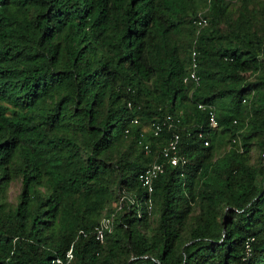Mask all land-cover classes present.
Returning a JSON list of instances; mask_svg holds the SVG:
<instances>
[{
    "label": "trees",
    "instance_id": "1",
    "mask_svg": "<svg viewBox=\"0 0 264 264\" xmlns=\"http://www.w3.org/2000/svg\"><path fill=\"white\" fill-rule=\"evenodd\" d=\"M185 1L0 0V196L19 153L23 183L15 208L0 202V264H50L69 248L70 264H264V165L246 156L253 142L264 153V39L247 35L239 17L221 32L223 0H213L198 33L192 11L184 61L168 37L185 22ZM193 46L198 85L183 82ZM54 97L52 107L41 104ZM198 103L212 107L217 128ZM166 114L181 119L188 161L182 174L165 164L149 214L137 177L162 161L169 133L140 137V119ZM64 123L78 138L61 132ZM121 135L141 151L109 160ZM224 135L230 147L215 158ZM115 188L142 200L117 213L100 243L92 232L99 220L88 213L110 193L116 202ZM154 207L148 234L141 227Z\"/></svg>",
    "mask_w": 264,
    "mask_h": 264
},
{
    "label": "rangeland",
    "instance_id": "2",
    "mask_svg": "<svg viewBox=\"0 0 264 264\" xmlns=\"http://www.w3.org/2000/svg\"><path fill=\"white\" fill-rule=\"evenodd\" d=\"M213 3V0H186L185 1V7H186V16H185V22L176 30L171 32L170 36L168 37V42L171 47H175L177 50V53L179 54L180 58L184 59V61L187 60V56L189 53V42L190 39L193 38L192 35V26L189 23L190 17L192 16V11H204L207 15L210 13V8ZM223 14L221 18V23L218 25V29L223 33H228V24H233V21H235L238 17L241 18L242 21H244L246 25V34L249 35L252 31H256L257 34L264 39V0H223ZM210 15V14H209ZM213 26V25H212ZM223 43H227V38L222 39ZM261 57L264 58V47L260 54ZM262 72V71H261ZM259 79V72L253 73L250 75L249 80L255 81ZM147 88L152 92V94H155L158 92L154 78H152L149 82L146 83ZM193 91V87L191 86L188 88L187 94L190 96V94ZM56 97L54 98H48L44 103H41L44 106H50L52 107ZM65 128L64 130H61V132H66L70 134L73 137H77L78 135H75L73 130H70V127L67 126L64 123ZM140 126L144 134L149 135V120L145 119L144 117H141L140 119ZM68 131V132H67ZM240 142V145H242L241 139L238 140ZM214 156L215 158L220 157L223 155L224 152L227 151V149L230 147V144L227 142V137L221 136L214 142ZM126 149H129L132 156L137 155L141 150L137 148L131 140L125 139L122 135L118 138L117 142L114 144V147L111 148V152L116 151L113 153L112 157H110L109 160H114L118 158V156L122 153V151L126 152ZM20 153L17 155V157L14 158L12 161V167H13V175L11 177V180L7 184L5 188V192L3 195L0 196V202L4 203L8 208H15L16 204L19 201V196L22 191V176L17 170L18 164L20 161ZM248 163L251 166H259L261 163L264 165V153L260 151L258 145L253 142L251 144L249 152L246 154ZM114 158V159H111ZM112 172H107L105 174V177L102 184H107L109 180L112 178ZM46 186L39 185L37 186V189L41 192H44L46 189ZM115 195L118 193V190L115 188L114 191ZM106 201L103 204L98 205L96 208H94L91 212L88 214L92 217L94 220H100L104 216H110L115 208L116 202H114V194L110 193L109 196L106 197ZM194 216V215H193ZM193 216L189 220V223L193 221ZM117 214L114 216V224L119 222L117 220ZM158 219V210L156 207H154L153 212L151 213L150 220L148 221L147 225L142 226L141 230L145 231L146 233H150L152 231V228L155 226ZM187 234V232H184V235Z\"/></svg>",
    "mask_w": 264,
    "mask_h": 264
},
{
    "label": "built area",
    "instance_id": "3",
    "mask_svg": "<svg viewBox=\"0 0 264 264\" xmlns=\"http://www.w3.org/2000/svg\"><path fill=\"white\" fill-rule=\"evenodd\" d=\"M193 23L198 27L197 33L199 29L207 24V18L204 16L203 11H198L196 17L193 20ZM198 69V58L197 51L193 46L190 52V61L187 72L183 77L184 83H191L194 85H198L199 83V75L197 73ZM128 107H132L131 102L127 103ZM197 107L200 109H208L209 110V125L210 128H217L218 122L210 105H206L203 103H198ZM181 119L178 116H173L170 114H166L163 117H158L153 119L149 123V131L153 136H159L164 130L169 133V137L165 144L161 146L159 149V157L162 161L153 160L145 168L138 174V181L143 188V191L146 194V208L148 213L150 214L152 209V200L151 194L154 190V182L162 174L165 170V164L171 165L173 167H178L181 170V174L185 165L187 164V157L185 154L181 153L179 144H180V127ZM132 125L139 124L138 117H133L131 120ZM125 132H128V129H125ZM140 137H144V132L139 135ZM198 137L203 138V133L198 132ZM138 145L143 149L145 154L150 153L149 143L145 142L143 139H139L137 141ZM203 144L207 146L209 144V140L204 138ZM239 151L242 152V148L240 147ZM142 199L136 198L134 195L129 192L123 190L118 193V199L115 204V210L110 216L102 217L98 223L93 227L94 238L103 243L105 239V235L108 232H111L114 226V216L119 211L128 207V204H134L137 207L140 206V202ZM140 210H137L139 213ZM73 258L72 249L69 248L63 255L55 256L51 259L50 264H70Z\"/></svg>",
    "mask_w": 264,
    "mask_h": 264
}]
</instances>
